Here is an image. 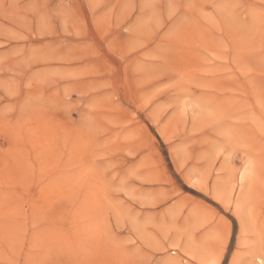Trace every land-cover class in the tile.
<instances>
[{
	"label": "rangeland",
	"instance_id": "374dc122",
	"mask_svg": "<svg viewBox=\"0 0 264 264\" xmlns=\"http://www.w3.org/2000/svg\"><path fill=\"white\" fill-rule=\"evenodd\" d=\"M257 263L264 0H0V264Z\"/></svg>",
	"mask_w": 264,
	"mask_h": 264
},
{
	"label": "bare ground",
	"instance_id": "6f19581e",
	"mask_svg": "<svg viewBox=\"0 0 264 264\" xmlns=\"http://www.w3.org/2000/svg\"><path fill=\"white\" fill-rule=\"evenodd\" d=\"M175 157V156H174ZM240 176V175H239ZM225 183V182H224ZM216 190V189H215ZM217 191V190H216ZM215 191V192H216ZM213 193V192H212ZM222 195V194H221ZM220 196V195H219ZM217 197V199H218V201L220 202V203H222V205H224V206H227L228 204H229V202H228V199L227 200H224V199H221V198H219L218 196H216ZM244 199V198H243ZM196 208V207H195ZM201 210V209H200ZM235 211L237 212V207H235ZM243 230V225H242V223H241V221H240V231H242ZM258 261H260V258H258ZM257 264H259V263H257Z\"/></svg>",
	"mask_w": 264,
	"mask_h": 264
}]
</instances>
